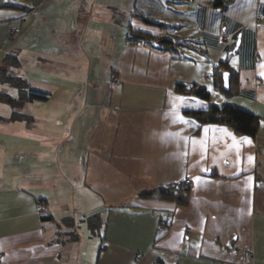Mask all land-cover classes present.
Wrapping results in <instances>:
<instances>
[{"label":"crops","instance_id":"obj_1","mask_svg":"<svg viewBox=\"0 0 264 264\" xmlns=\"http://www.w3.org/2000/svg\"><path fill=\"white\" fill-rule=\"evenodd\" d=\"M23 13L11 40L9 22ZM130 31L193 46L158 50ZM11 53L30 87L50 97L41 112L23 106L27 123L8 120L0 103V264H264V0L219 10L212 0H0V64ZM225 61L231 96L215 88ZM177 83L204 86L209 101L176 92ZM225 103L259 118L255 137L185 114ZM186 178L185 206L138 197ZM77 184L83 212L106 220L82 262L54 223L72 215Z\"/></svg>","mask_w":264,"mask_h":264},{"label":"trees","instance_id":"obj_2","mask_svg":"<svg viewBox=\"0 0 264 264\" xmlns=\"http://www.w3.org/2000/svg\"><path fill=\"white\" fill-rule=\"evenodd\" d=\"M230 0H212V7L216 10L222 8V6ZM23 9V8H22ZM25 13L18 16L23 17ZM140 18L149 24L156 25L160 29H170L175 28L174 26L167 25L162 22H154L144 16H140ZM129 40L137 39L146 41L153 48L158 50L170 51L173 52L180 46H188L191 47L193 44L187 43L186 41H176L174 38L169 36H161V37H153L152 34L146 32H132L130 31ZM230 44V43H229ZM228 44V45H229ZM235 52V49L231 46L229 50V55H232ZM228 55V56H229ZM225 65L224 71L229 73L228 79V87L224 88L223 83V71H219L217 74V78H215V88L223 93L225 96L234 95L237 92V88L233 86L232 81L235 80L231 70L227 67V61L223 62ZM20 60L15 53L7 54L3 57L2 62L0 64V85L6 86L7 88H12L15 91V95H9L4 90L0 91V103L7 105L10 108V115L8 120L10 121H23V122H31L32 117L27 113L23 112V106L28 102H43L46 101L49 96L48 93L36 90L31 88L27 79H25L20 73ZM11 70L15 71L14 76L10 73ZM175 91L178 93L193 95L202 99L204 101H209L210 95L208 91L202 85H191L190 87H186L182 83H177L175 85ZM185 114L190 118L194 119L200 125L204 124H213V125H223L230 127L233 132L239 135H244L248 137H255L259 125V118L242 108L235 107L230 104H223L221 106H217L214 104H210L205 109L198 110H185ZM180 183V182H179ZM139 198H160V199H173L178 205L185 206L189 202V188H185L180 183L176 188V184L172 183L168 186L152 189V190H143L138 195ZM121 208V207H120ZM51 216H42L43 220L50 219ZM89 228L94 230V228H100L101 225L106 224V220L100 217V212L92 214L88 217ZM70 219L66 217L63 219V223L69 224ZM162 221V220H161ZM65 225V224H64ZM166 226L165 224H162ZM167 228V226H166ZM165 231H161L164 233ZM69 233V232H67ZM72 237H75L74 235ZM102 249V246L99 247ZM153 264H165L161 260L154 261Z\"/></svg>","mask_w":264,"mask_h":264},{"label":"rangeland","instance_id":"obj_3","mask_svg":"<svg viewBox=\"0 0 264 264\" xmlns=\"http://www.w3.org/2000/svg\"><path fill=\"white\" fill-rule=\"evenodd\" d=\"M11 72L12 73H10V74L14 76L15 71L11 70ZM4 91L9 95H15V91L12 88H7L5 86ZM48 96L50 97V94H48ZM44 102H46V101L28 102V103L24 104V107H25V105H27V108H29V109L36 108L38 111H40L39 109H41V107L44 108V105H42ZM23 112L25 113V110H23ZM50 117H51L50 115L45 116V118H47V119H49ZM78 122H81V120H79ZM80 187H82V184H80V185L77 184V186L75 187V189H76L75 195L72 196L69 200L70 201V204H69L70 209L71 208L74 209V210L71 209L72 215L70 217H68L70 219V221H68L69 224L66 226L67 223H63V219H65L66 217L59 219V220L54 219V218L53 219H54V223L57 225L56 228L58 229L56 237H57L59 243L61 244V246L63 247V249H64V247L65 248L69 247L68 246V245H70L69 241H72V243H75V249L77 252V257H79L78 260L82 262L85 260V258L86 259L89 258V256H90L89 251H91L95 246L98 247L100 245L99 240H101L103 238V236L100 235V229L101 228H98V229L94 228V230L89 228V224H88L89 218L88 217H90L91 215H89V216L86 215L83 212L84 210L82 209L83 204L79 203V199L81 197V195H79V193H80V191H82ZM50 205H51V203L43 204V207H44L43 213L50 212V209H51ZM79 209H81V210H79ZM63 213L64 212H57L56 214H53V213L52 214L55 217H58V216L62 215ZM67 232H69V233H67ZM73 235L75 237H72Z\"/></svg>","mask_w":264,"mask_h":264},{"label":"built area","instance_id":"obj_4","mask_svg":"<svg viewBox=\"0 0 264 264\" xmlns=\"http://www.w3.org/2000/svg\"><path fill=\"white\" fill-rule=\"evenodd\" d=\"M257 19H261V17H257ZM24 17H19V18H15L13 20H11L9 22V33H8V37L9 39H14L18 36V34L21 31V25L23 23ZM219 41L221 44L223 45H228L229 44V37L228 36H220ZM138 44H140L139 42H137ZM117 82L116 78H112L111 80V85L115 84ZM182 184V186H184L185 188H189L191 186V179L190 178H186L185 180H183L182 182H180ZM180 183H176V188L178 187V185ZM159 230L160 231H165L167 230L166 226L161 225L159 226ZM187 232H190V229H187ZM252 250L248 247L244 248L241 250V257L242 260L247 263L251 260L252 258Z\"/></svg>","mask_w":264,"mask_h":264},{"label":"snow or ice","instance_id":"obj_5","mask_svg":"<svg viewBox=\"0 0 264 264\" xmlns=\"http://www.w3.org/2000/svg\"><path fill=\"white\" fill-rule=\"evenodd\" d=\"M225 76H227V74H225ZM176 99L179 100V101H181V102H183V100H184L183 97H177ZM174 107H175V105H174ZM176 119H178L182 123H188V121L184 120L183 116H177ZM249 159L251 160V158H249ZM195 179L197 181H199L200 178L199 177H196Z\"/></svg>","mask_w":264,"mask_h":264},{"label":"water","instance_id":"obj_6","mask_svg":"<svg viewBox=\"0 0 264 264\" xmlns=\"http://www.w3.org/2000/svg\"><path fill=\"white\" fill-rule=\"evenodd\" d=\"M237 47V43L235 48ZM227 74V76H225ZM228 79H229V73L225 72L223 73V83H224V88L226 89L228 87Z\"/></svg>","mask_w":264,"mask_h":264}]
</instances>
